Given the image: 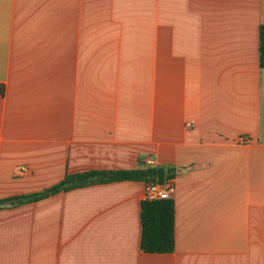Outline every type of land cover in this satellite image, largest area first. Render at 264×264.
Listing matches in <instances>:
<instances>
[{"label":"crops","instance_id":"0c3cea01","mask_svg":"<svg viewBox=\"0 0 264 264\" xmlns=\"http://www.w3.org/2000/svg\"><path fill=\"white\" fill-rule=\"evenodd\" d=\"M263 25L264 0H0V202L150 159L175 205L170 254L140 250L143 182L1 205L0 264H264Z\"/></svg>","mask_w":264,"mask_h":264},{"label":"trees","instance_id":"16d2710c","mask_svg":"<svg viewBox=\"0 0 264 264\" xmlns=\"http://www.w3.org/2000/svg\"><path fill=\"white\" fill-rule=\"evenodd\" d=\"M259 67L264 69V25L259 30ZM173 178L171 169L145 168L117 172H87L67 175L62 182L38 194L0 202L1 205L20 206L35 203L61 192L114 182L162 183ZM175 205L168 200H143L140 204V250L146 254L174 252Z\"/></svg>","mask_w":264,"mask_h":264},{"label":"built area","instance_id":"2783aa9c","mask_svg":"<svg viewBox=\"0 0 264 264\" xmlns=\"http://www.w3.org/2000/svg\"><path fill=\"white\" fill-rule=\"evenodd\" d=\"M239 143L247 144L249 143V140L243 137L239 139ZM144 166L147 168H152L154 167V163L150 159H147L144 162ZM173 195L174 185L170 179L162 183L145 184L144 200H168L173 198Z\"/></svg>","mask_w":264,"mask_h":264}]
</instances>
